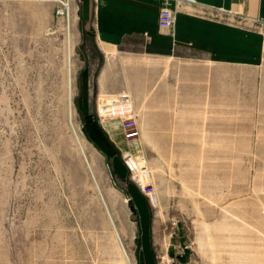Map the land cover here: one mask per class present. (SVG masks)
<instances>
[{"label":"rangeland","instance_id":"374dc122","mask_svg":"<svg viewBox=\"0 0 264 264\" xmlns=\"http://www.w3.org/2000/svg\"><path fill=\"white\" fill-rule=\"evenodd\" d=\"M78 14L0 0V264H264V51L104 60ZM120 91L140 137L107 157L82 108L119 122Z\"/></svg>","mask_w":264,"mask_h":264},{"label":"crops","instance_id":"0c3cea01","mask_svg":"<svg viewBox=\"0 0 264 264\" xmlns=\"http://www.w3.org/2000/svg\"><path fill=\"white\" fill-rule=\"evenodd\" d=\"M78 1L79 26L93 29L104 60L112 59L120 49L132 52L138 47L145 57L171 58L194 53L221 66H257L262 61L264 0L182 2L176 7L174 23L168 30L158 27L161 0ZM121 93L125 92L110 96ZM97 117L114 147L121 152L127 149L120 122L102 120L98 109Z\"/></svg>","mask_w":264,"mask_h":264},{"label":"built area","instance_id":"2783aa9c","mask_svg":"<svg viewBox=\"0 0 264 264\" xmlns=\"http://www.w3.org/2000/svg\"><path fill=\"white\" fill-rule=\"evenodd\" d=\"M192 2L191 0H161V5L158 11V27L162 30H168L172 27L175 18L176 7L182 2ZM114 96L113 114L107 116L111 119H117L120 122V130L124 140L129 144L140 137V129L137 123L136 113L133 110L130 97L127 93H121ZM138 156L140 157L142 164H145V155L139 150ZM126 165L131 171L135 173V169L132 168L129 161L131 160V154L127 153L123 155ZM142 169L146 170V166ZM141 186V191L146 195L154 196L155 191L151 183H145Z\"/></svg>","mask_w":264,"mask_h":264},{"label":"trees","instance_id":"16d2710c","mask_svg":"<svg viewBox=\"0 0 264 264\" xmlns=\"http://www.w3.org/2000/svg\"><path fill=\"white\" fill-rule=\"evenodd\" d=\"M82 112L85 119L83 129L87 138L101 153L107 157H111L114 153V145L110 142L98 122L91 117L87 105L82 108Z\"/></svg>","mask_w":264,"mask_h":264},{"label":"bare ground","instance_id":"6f19581e","mask_svg":"<svg viewBox=\"0 0 264 264\" xmlns=\"http://www.w3.org/2000/svg\"><path fill=\"white\" fill-rule=\"evenodd\" d=\"M67 6H68V5H67ZM67 9H68L67 13H68V16H69V18H68L67 21H68V25H69V23H70L69 21H71V20H70V15H69V6L67 7ZM68 87H69V88H68V96H69L68 98H69V101H70V96H71L70 82H69V86H68ZM70 106H71V105L69 104V107H70ZM70 113H71V111H70Z\"/></svg>","mask_w":264,"mask_h":264}]
</instances>
